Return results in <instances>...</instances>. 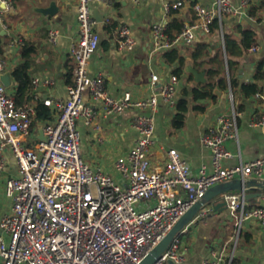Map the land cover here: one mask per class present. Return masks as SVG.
Listing matches in <instances>:
<instances>
[{
	"label": "built area",
	"instance_id": "1",
	"mask_svg": "<svg viewBox=\"0 0 264 264\" xmlns=\"http://www.w3.org/2000/svg\"><path fill=\"white\" fill-rule=\"evenodd\" d=\"M77 37L69 54L73 60L72 82L66 99L42 98L50 109L51 118L41 124L44 140L32 142L39 97L18 104L13 92L0 83V172L7 166L6 152L14 159L17 174L5 182V196L10 210L0 219V264H139L165 237L177 221L206 190L234 179L264 177V157L248 163L240 162L224 168L221 161L232 157L224 148L227 140L238 143L236 111L232 104L230 116H219L201 138L202 145L212 154L214 171L202 167L197 174L175 149H169L162 168H151L149 158L153 145L155 121L153 113L159 100L174 108L177 104L179 78L171 73L160 81L156 94L136 98L130 92L114 97L105 88L102 75L88 72L91 58L99 48L100 36L92 2L113 9L120 0H76ZM137 2L138 0H133ZM252 0H216L211 6L191 4L195 19L184 24L174 36L167 34V24L156 22L151 28V46L166 52L180 46H192L198 33L210 36L216 22L223 41V21L229 16H247ZM10 11L13 0H0ZM181 1H166L165 13L178 10ZM113 22L110 15L104 25ZM58 30L49 32L55 43ZM115 46L132 51L136 40L127 25L116 27ZM258 51L252 45L249 53ZM5 65L0 61V70ZM34 91L51 89V77H34ZM101 104L104 117L122 115L131 110L149 111L134 115L129 125L136 138L128 153L113 163L118 178L85 163L81 153V135L77 124L99 131L96 111L85 100ZM258 96V95H257ZM252 126L264 128V106ZM32 142V143H29ZM226 209L234 219L231 249L211 250L202 264H234V254L244 225L256 221L264 227V207H248L243 195L229 192L222 195ZM201 215L205 213H200ZM199 214V215H200ZM181 235L154 264H183Z\"/></svg>",
	"mask_w": 264,
	"mask_h": 264
},
{
	"label": "crops",
	"instance_id": "2",
	"mask_svg": "<svg viewBox=\"0 0 264 264\" xmlns=\"http://www.w3.org/2000/svg\"><path fill=\"white\" fill-rule=\"evenodd\" d=\"M166 1H181L183 6L167 14L163 9ZM215 1L120 0L113 9L92 2L93 15L96 14L102 19L110 15L116 27L127 25L136 40V46L132 51L118 50L115 46L116 27L108 31L103 23H98L96 31L100 36V44L91 58L89 74L102 75L106 90L117 98L125 92H130L136 98H146L156 94L160 88V81L170 75L175 66L171 67L165 61L164 52L152 50L150 36L152 25L160 21L169 23L172 20L183 24L191 23L195 19L191 4L211 6ZM232 1L237 4L238 0ZM51 3H55L58 9L55 16H45L37 12V9L47 8ZM76 4V0H13L10 11L0 7V61L5 62L3 69L0 70V76L7 71L12 76L13 70L22 63L23 49L27 45H32L34 53L31 55V65L28 70L31 80L34 77L46 76L54 80L51 89L39 88L34 91L31 86L26 95L28 99L25 101H29L32 94L38 95L37 104L42 103L41 99L46 97L66 99L73 70L69 49L77 37ZM222 29L223 33L237 39L241 37L242 30L254 31L258 51L249 53L247 50V53L237 60L238 64L232 66L230 70L226 66V56L223 54L225 61L223 75L227 87L217 86L214 91L218 92L214 99L194 101L189 94L185 95V90L189 91L203 85L207 78L205 71L198 68L191 60L190 54L200 43L208 44L211 56L219 49L223 50L221 36L218 31L210 36L198 33L192 46H180L176 49L184 58L177 87V104L186 99L188 108L181 126L177 127L174 125L178 112L177 104L172 108L159 100L157 109L153 113L155 130L149 154L151 168H162L167 151L175 149L189 163L193 175L202 167L211 174L214 171L212 154L202 145L201 138L217 117L231 115L232 104L236 111L238 143L233 140L224 143V148L232 157L222 159V167L232 168L240 162L248 163L264 157V128L252 126V122L260 117L264 106V78L255 81L259 66L264 73V0H252L247 16L226 17ZM52 30L59 31L55 43L49 42V32ZM190 69L203 72L205 82L197 83ZM152 75H157L160 81L152 83ZM230 81L235 83L233 88L230 87ZM12 82L9 90L16 98L17 85L13 76ZM250 83H256L259 93L245 97L240 88L243 84ZM85 100L96 111V122L100 130L95 131L84 125L82 120L78 121L83 160L92 168H100L103 172L118 178L113 163L119 156L128 153L137 135L129 125L130 119L136 114H150V112L131 110L122 115L104 117L101 104L91 102L87 96ZM44 122L36 120L32 142L38 140L39 131L42 130L40 123ZM6 159L7 166L0 172V219L11 208V201L4 192L5 182L9 177L17 174L14 159L9 151L6 152ZM249 193H262V197L250 199L246 202L248 207H264V191L254 189ZM201 213L205 214L196 216L182 233L181 241L185 256L183 264H202L209 258L211 250H224L226 255L231 249L234 224L229 223L231 216L227 209L222 212L203 209ZM233 263L264 264V227L256 221H249L244 225Z\"/></svg>",
	"mask_w": 264,
	"mask_h": 264
},
{
	"label": "trees",
	"instance_id": "3",
	"mask_svg": "<svg viewBox=\"0 0 264 264\" xmlns=\"http://www.w3.org/2000/svg\"><path fill=\"white\" fill-rule=\"evenodd\" d=\"M183 23L176 20H172L167 24V34L169 36H174L179 33L183 28ZM115 23L105 25L108 31L115 28ZM219 29L218 24L215 22L212 30L213 33L217 32ZM240 38L237 39L234 36L223 33L224 49H219L214 55L209 54V46L206 43L197 44L196 47L190 54L191 60L200 68L205 71L207 81L200 86L194 87L189 91L185 90V95H190L191 99L194 101L207 98H215L214 89L219 86L221 88L227 87L226 79L223 75L225 69V61L223 54L226 56V66L228 70L232 66L238 64L237 60L247 53V50L256 43V34L250 29L240 31ZM34 53L32 45H27L22 51V63L16 67L12 76L17 85V96L16 101L18 104L23 103L28 98L26 97L27 92L31 89V78L28 74V70L31 65V55ZM1 54V50H0ZM165 61L174 67L172 73L178 78L181 75L182 65L184 63V58L179 54L176 49H172L164 52L163 54ZM220 78V79H219ZM264 78V73L261 72V67L257 68L255 74V81ZM219 79V80H218ZM235 83L230 81V87H234ZM242 94L245 97L255 95L259 93L258 86L256 83L243 84L240 88ZM188 101L183 99L177 104V114L175 117L174 125L180 127L184 117V113L187 111ZM37 113L35 119L37 121L43 122L51 118L49 109L42 103L37 104Z\"/></svg>",
	"mask_w": 264,
	"mask_h": 264
},
{
	"label": "water",
	"instance_id": "4",
	"mask_svg": "<svg viewBox=\"0 0 264 264\" xmlns=\"http://www.w3.org/2000/svg\"><path fill=\"white\" fill-rule=\"evenodd\" d=\"M1 9H4V5H0ZM57 7L55 3H51L47 8L37 9V12L45 16H55L57 14ZM94 17L98 23H102V18L94 14ZM190 72L194 76V80L197 83H204V73H199L195 69H190ZM0 82L5 87L9 88L12 82V76L10 72H5L0 76ZM217 90L214 91L217 94ZM38 140L43 141L44 136L42 130L39 131L37 137ZM254 189L264 191V179L249 178V179H234L221 184H217L206 190L203 197L197 200L187 211L180 217L177 223L172 229L165 235V237L142 259L139 264H154L163 253L168 249L173 239L181 235L185 228H187L193 220L201 213V210L207 209L214 212H222L226 210V202L222 195L229 192H238L243 195L245 202L250 199H257L262 197V193H249ZM208 207V208H207ZM172 264V263H170Z\"/></svg>",
	"mask_w": 264,
	"mask_h": 264
},
{
	"label": "rangeland",
	"instance_id": "5",
	"mask_svg": "<svg viewBox=\"0 0 264 264\" xmlns=\"http://www.w3.org/2000/svg\"><path fill=\"white\" fill-rule=\"evenodd\" d=\"M229 223H230V225L232 224H234V219L231 217V219H230V221H229Z\"/></svg>",
	"mask_w": 264,
	"mask_h": 264
}]
</instances>
